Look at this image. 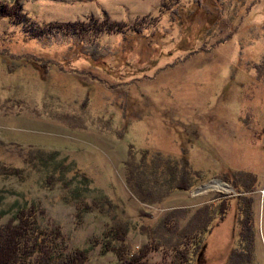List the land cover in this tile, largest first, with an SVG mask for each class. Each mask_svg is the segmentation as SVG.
Listing matches in <instances>:
<instances>
[{"label": "rangeland", "instance_id": "rangeland-1", "mask_svg": "<svg viewBox=\"0 0 264 264\" xmlns=\"http://www.w3.org/2000/svg\"><path fill=\"white\" fill-rule=\"evenodd\" d=\"M1 162L0 222L32 204L86 264L174 218L212 223L196 264H264V0H0Z\"/></svg>", "mask_w": 264, "mask_h": 264}, {"label": "trees", "instance_id": "trees-1", "mask_svg": "<svg viewBox=\"0 0 264 264\" xmlns=\"http://www.w3.org/2000/svg\"><path fill=\"white\" fill-rule=\"evenodd\" d=\"M195 2L197 3V1ZM112 24L110 22L108 25L110 32L115 31ZM1 146L6 147V143H2ZM20 154L21 157H24V161L29 160L30 157L25 156V151H20ZM0 165L3 167L2 171L4 173H10L13 172L10 170L17 171L19 169L16 163L8 164L7 162H1ZM57 174L59 173L49 175V180L51 181L54 177H56V180L59 179L60 175ZM185 185L187 186V184ZM87 208H89V205H87ZM226 211L225 209L223 214ZM39 212H41L40 209L34 205H26V207H22L16 211L10 221L4 224L0 222V264H86L88 255L82 248H77L74 252H72L73 250L67 252L69 245L59 227H54V229L39 227L37 224V220L40 217ZM248 216L247 212L245 214L242 209L241 211L239 210L240 223L242 219L244 221L245 217ZM1 218L2 214L0 212V220ZM165 226L171 234L177 237V240L173 244H170L169 249L165 250L164 245L159 240L160 238L155 243L153 242L152 245L149 243L142 246L137 245L138 247L131 245L128 243V226L117 225L111 226L106 232L107 235H103V240H107L103 246L104 250L115 251L118 256L116 264H196L206 236L211 230L212 223L209 222L204 227H200L199 225L196 228L189 226L186 229L185 227L180 228L178 219L174 218V223L171 225L166 224ZM248 228L253 233L252 224ZM238 243L242 245V239ZM239 248L240 246L235 248L237 253L234 251L230 256V264H245V262H248L240 256L243 249ZM160 250H165V255L162 261L155 263L150 258L151 254ZM165 256L166 258H164ZM167 256L170 258L168 259Z\"/></svg>", "mask_w": 264, "mask_h": 264}, {"label": "bare ground", "instance_id": "bare-ground-1", "mask_svg": "<svg viewBox=\"0 0 264 264\" xmlns=\"http://www.w3.org/2000/svg\"><path fill=\"white\" fill-rule=\"evenodd\" d=\"M90 33V32H89Z\"/></svg>", "mask_w": 264, "mask_h": 264}]
</instances>
